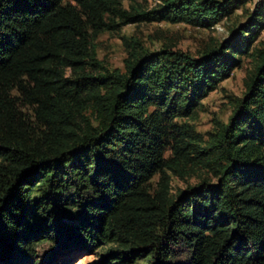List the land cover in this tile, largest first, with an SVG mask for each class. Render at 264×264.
<instances>
[{
  "label": "trees",
  "instance_id": "trees-1",
  "mask_svg": "<svg viewBox=\"0 0 264 264\" xmlns=\"http://www.w3.org/2000/svg\"><path fill=\"white\" fill-rule=\"evenodd\" d=\"M123 1L0 0V260L105 248L104 264H264V4L197 59L123 38L117 72L99 35L210 30L248 2ZM243 57V96L204 140L190 120ZM195 176L171 194V177Z\"/></svg>",
  "mask_w": 264,
  "mask_h": 264
},
{
  "label": "rangeland",
  "instance_id": "rangeland-1",
  "mask_svg": "<svg viewBox=\"0 0 264 264\" xmlns=\"http://www.w3.org/2000/svg\"><path fill=\"white\" fill-rule=\"evenodd\" d=\"M136 1L144 6L143 1ZM258 3L264 4V0H248L243 8H238L233 15L223 19L210 30L193 28L184 24L162 22L128 25L116 32L103 33L98 36L95 42L97 59L110 71L123 72L124 60L127 57L122 44L123 38L136 40L145 51L150 53L170 50L197 59L209 45L231 37L239 26L248 21L249 14L252 13L254 6ZM148 5H151V2H148ZM123 7L128 9L130 3L126 0L123 1ZM253 47L264 51V30L253 44ZM250 69V59L243 57L241 66L235 69L228 79L221 82L212 93L202 100L201 107L197 110L196 116L190 120V124L204 140H207L210 134H214L219 126L226 125L231 118L235 102L243 96L244 81ZM157 181L158 176H154L151 185L155 186ZM198 181L199 179L196 176L187 180L171 177V194L175 195L178 191H183L187 187L195 185ZM104 250L105 248L96 250L93 253H62L49 264H104ZM0 264L11 263L0 260Z\"/></svg>",
  "mask_w": 264,
  "mask_h": 264
}]
</instances>
